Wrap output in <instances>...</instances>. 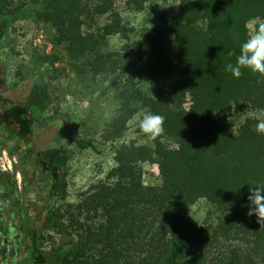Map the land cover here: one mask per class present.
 I'll use <instances>...</instances> for the list:
<instances>
[{"label":"rangeland","instance_id":"rangeland-1","mask_svg":"<svg viewBox=\"0 0 264 264\" xmlns=\"http://www.w3.org/2000/svg\"><path fill=\"white\" fill-rule=\"evenodd\" d=\"M169 2L0 0V94L40 92L29 113L61 158L63 191L35 223L23 264H264V226L225 201L264 185L253 118L264 80L229 74L217 93L202 66L213 59L204 34L216 1ZM16 8L33 12L12 17ZM238 15L248 39L264 0ZM142 106L165 117L156 141L140 131ZM0 155V168L12 171V159L18 169ZM173 230L188 236L157 263L154 248Z\"/></svg>","mask_w":264,"mask_h":264},{"label":"flooded vegetation","instance_id":"flooded-vegetation-1","mask_svg":"<svg viewBox=\"0 0 264 264\" xmlns=\"http://www.w3.org/2000/svg\"><path fill=\"white\" fill-rule=\"evenodd\" d=\"M30 100L0 94V151L11 154L18 167L10 159L12 171L0 169L8 180L6 199L0 204L7 212L5 222L0 216V240L24 246V258L35 245V223L57 195L60 180L59 148L44 142L42 123L29 117Z\"/></svg>","mask_w":264,"mask_h":264},{"label":"trees","instance_id":"trees-1","mask_svg":"<svg viewBox=\"0 0 264 264\" xmlns=\"http://www.w3.org/2000/svg\"><path fill=\"white\" fill-rule=\"evenodd\" d=\"M216 1V11L213 17L214 23L212 27H210V36L208 34H204L207 45L209 44L207 50H213V59L207 57H203L202 66L206 71L203 72V76L206 79H213L214 80V87L215 91L220 94H224L225 90L223 87V79H225L229 74H232L225 70V66L229 63L235 65L237 56L240 53V46L241 44L247 40V37L244 33V18L242 19L238 13L239 10L242 8L244 9H251V6L255 7L262 3L263 0H215ZM49 5V2L46 1L41 6V8H46ZM40 8V9H41ZM40 9L38 11H40ZM37 11V10H36ZM33 11L26 9V8H16L14 10V14L12 17H24L30 15ZM207 47V46H206ZM214 60V61H213ZM202 74V73H201ZM248 74L246 70H243V75H241V80L246 78ZM233 77V76H232ZM214 93V91H213ZM225 95V94H224ZM30 101L32 104V110H38L41 107L44 97L41 96L40 92L32 91L30 94ZM25 113V112H24ZM29 117H32L29 113ZM76 143L79 146L86 147V146H93V143L89 140L85 139H78ZM185 146L180 147V153L187 151L184 148ZM224 154L226 152L221 151L220 154ZM191 159V157H189ZM61 161V158L58 159ZM251 185L244 187L242 193L231 196L227 198L225 201L226 204L229 205H246L248 206L247 197L249 195V188ZM58 191L62 193L63 186L59 187ZM223 198H220V201ZM171 234L162 241L161 245L156 246L154 256H157V263H160L161 256L164 255L167 251H173L177 253L179 250V246L181 242L187 238V234L184 231H170ZM163 235L168 233V230L160 231ZM256 244L251 248L255 250ZM194 256V258H193ZM191 255L190 260L200 261L202 256L200 255ZM65 262L63 261L62 264ZM235 264V263H232Z\"/></svg>","mask_w":264,"mask_h":264},{"label":"clouds","instance_id":"clouds-1","mask_svg":"<svg viewBox=\"0 0 264 264\" xmlns=\"http://www.w3.org/2000/svg\"><path fill=\"white\" fill-rule=\"evenodd\" d=\"M180 0H170L168 6H179ZM225 70L230 72L234 78L239 79L243 70H248L252 75L264 80V23L254 29L249 38L240 46V53L237 56L235 65L229 63ZM140 131L151 141H156L162 136L165 129V117L155 114L147 106H142L137 113ZM257 121L254 131L264 136V108L257 109L253 115ZM179 145L174 149L179 151ZM248 216H256V222L260 227L264 226V185L251 186L249 188Z\"/></svg>","mask_w":264,"mask_h":264},{"label":"crops","instance_id":"crops-1","mask_svg":"<svg viewBox=\"0 0 264 264\" xmlns=\"http://www.w3.org/2000/svg\"><path fill=\"white\" fill-rule=\"evenodd\" d=\"M6 172L4 168H0ZM8 186L7 176L0 175V204L5 202L4 193ZM0 216L2 221L5 222L7 218V212L5 209L0 210ZM6 233L7 229L3 230ZM24 263V246L9 245L6 240H0V264H23Z\"/></svg>","mask_w":264,"mask_h":264}]
</instances>
